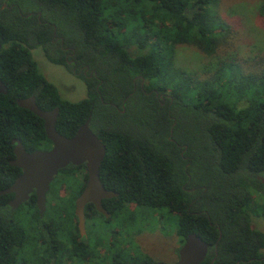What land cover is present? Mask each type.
<instances>
[{
	"label": "trees",
	"instance_id": "16d2710c",
	"mask_svg": "<svg viewBox=\"0 0 264 264\" xmlns=\"http://www.w3.org/2000/svg\"><path fill=\"white\" fill-rule=\"evenodd\" d=\"M215 1L0 0V78L6 86L0 92V188L20 171L8 161L14 156L12 138L27 150L50 145L41 117L15 102L34 93L38 108L57 107L58 132L72 135L89 114V127L100 139L107 137L99 177L118 191L109 203L103 201L111 216L127 209L124 196L134 197L133 220L149 210L161 211L159 217L173 215L181 241L194 232L212 244L220 233L218 260L264 264V232L250 223L252 216H264L256 200L264 201V182L256 176L264 177V64L245 70L230 56L199 74L174 62L178 43L206 54L224 46L229 26L214 9ZM258 8L264 14V0ZM54 26L74 50L75 61L99 77L80 74L87 87L81 99L63 98L32 56L31 48L41 45L50 60L71 68L59 41L51 39ZM157 92L171 96L163 100ZM124 97L121 113L110 102L119 105ZM132 107L134 147L145 149L149 160L135 153L133 158V137L114 127L116 117L130 114ZM80 167L85 179L84 164L57 171V184L50 187L56 205L42 217L34 192L16 209L6 201L12 193H0V264H64L51 238L55 233L74 244L67 264L97 263L95 240L79 246L73 238L74 193L68 189L81 182ZM89 206L91 213L88 205L84 210L89 217L101 216Z\"/></svg>",
	"mask_w": 264,
	"mask_h": 264
},
{
	"label": "rangeland",
	"instance_id": "374dc122",
	"mask_svg": "<svg viewBox=\"0 0 264 264\" xmlns=\"http://www.w3.org/2000/svg\"><path fill=\"white\" fill-rule=\"evenodd\" d=\"M259 0H216L214 9L227 23L229 28L225 31V43L213 54H206L197 46L189 43H178L175 47L174 62L176 65L183 66L189 70H195L199 74H204L206 69H212L220 58L234 57L245 70L261 68L264 64V14L258 8ZM32 56L36 61L38 70L51 82H53L63 98L77 100L87 95V87L84 79L74 73L71 68L62 63L48 59L44 49L38 45L31 48ZM84 168L80 167L76 171L79 179L82 178ZM63 192V187H60ZM68 191L65 192L67 194ZM46 208L43 213L52 209L56 205V199L51 193H46ZM256 200L260 208L264 210V201L259 197ZM161 211L149 210L144 215H138L133 220V227L140 232L137 237L154 247L160 242L162 233H168L171 244L174 243V216H158ZM118 221L111 219L108 222L101 220L96 215L88 226L94 229L108 230L111 226H116ZM251 225L264 232V216H252ZM98 229V230H99ZM158 256L168 257V261L175 259V254L163 255L158 252Z\"/></svg>",
	"mask_w": 264,
	"mask_h": 264
},
{
	"label": "water",
	"instance_id": "95a60500",
	"mask_svg": "<svg viewBox=\"0 0 264 264\" xmlns=\"http://www.w3.org/2000/svg\"><path fill=\"white\" fill-rule=\"evenodd\" d=\"M3 5L4 3H1L0 7ZM0 92H6L5 83L1 78ZM34 98L35 95L32 93L25 97L15 98V102L32 111L37 117H41L43 129L52 144L49 148L27 151L20 139L13 138L14 157L9 159V163L17 165L22 171L8 186L0 188V193L14 192L9 204L11 207H16L26 200L29 192L34 189L37 212L41 217L46 208V191L57 171L69 163L75 165L84 163L87 171L86 183L75 198L73 210L76 225L81 234L84 231L85 203L92 201L97 210L107 214L101 198L117 193V191L105 188L99 177V165L105 153V145L89 127V114L78 124L75 132L67 136L55 129L57 107L38 108ZM186 235L185 241L179 248V257L176 261L171 263L159 261L153 264H198L204 258L208 244L194 232H188Z\"/></svg>",
	"mask_w": 264,
	"mask_h": 264
},
{
	"label": "flooded vegetation",
	"instance_id": "af4514ba",
	"mask_svg": "<svg viewBox=\"0 0 264 264\" xmlns=\"http://www.w3.org/2000/svg\"><path fill=\"white\" fill-rule=\"evenodd\" d=\"M55 30H56V28L54 26L51 39L54 43H57L59 41L60 47L65 51L64 52L65 60L69 65H71L70 66L71 70L78 75L86 74L87 76H91L94 74L97 78H99L94 69L89 68V66L86 64L79 65L75 61V59L72 57L74 50L72 49L71 46L63 44V37L59 34H56ZM49 52L51 54L55 55L54 46H50ZM136 85H137L136 82H134V80H133L132 91H134V88L136 87ZM138 85L141 88H143L144 80H141ZM97 87H98V83L96 84V88ZM157 94L163 100H165L166 96H171L169 93H165V92H157ZM100 98L102 99L101 95H100ZM125 99H126V97H124L122 100H120L119 105H117L114 102H110V104L113 105V107L115 109L119 110L122 113L125 109V107H124V100ZM132 102H133V100H132ZM116 118L118 119V121L114 127H118L121 130H124V132L131 134V136L133 137L131 139V143H133V148H132L133 158H134V153H135V158L138 159L140 156H142V157H146L149 160L151 156L150 155L146 156L147 154L145 153V151H143L145 149L134 147L133 107L130 109V114L118 115ZM102 128L106 129V127H102ZM171 131L172 130L170 129V132ZM103 139L107 140V137L105 136ZM171 139H173V138L171 137ZM100 140L104 143V140H102V139H100ZM48 143H50V145L48 147L36 148V149H31V150H27L26 148L25 149L27 151H32V150H37V149L49 148L51 146L52 142H48ZM104 145H105V143H104ZM183 151H184V148H182L180 150V154L183 158H186L187 156L183 154ZM138 152H141L142 155H140ZM13 157H11V158H13ZM133 163H134V161H133ZM81 164H84V163H81ZM186 164H187V162H185L184 165H186ZM85 170H86V166H85ZM21 171H22V169L20 168V171L15 175L14 179L16 178V176ZM108 173L109 172L107 170L103 171L104 178L108 175ZM55 175H54V177H55ZM133 175H134V169H133ZM256 176H257V178H260L261 181L264 182V177L259 176V175H256ZM54 177L50 181L49 188L46 191V193L49 192L52 194V188L50 190V187L55 186L57 184V180ZM86 178H87V175H86ZM86 178L85 179L82 178L80 183H74L73 187H70L68 189L69 194L74 193V196H73L74 203H75L76 196L81 192L82 188L84 187V185L86 183ZM101 182L105 188H107L109 190L117 191L116 189H114L112 187H108L107 183L105 181H101ZM133 185H134V183H133ZM133 189H134V186H133ZM32 192H34V194H35L34 189L32 191H30L29 194ZM8 193H12L6 200L7 203L9 204V200L14 196V192H8ZM117 194H118V191L116 194H113L110 196H103L101 198L102 205H103V201L109 203L110 202L109 200H111V198L113 196H116ZM28 197H29V195H28ZM123 198H124V200L128 201L127 202L128 204L126 205L127 209L125 211H118L115 215L111 216L109 210H107L104 205H103V207L106 209L107 214H104L103 212L98 210V212L101 213V216L100 215L99 216H100L102 221L108 222L111 219H115L116 221H118V224L116 226H111V227H109L108 230H103V229L100 230L99 228H98L99 229L98 230V229H94L92 225L88 226V224L90 223V220H92V217H89L87 215L88 213H86L84 210H85L86 205H88V207H89L88 209H90V210H87V211H89V213H91L92 209H91V206H89V204L92 203V205L94 207H95V205L92 201H88L85 203L84 210H83V213H84V231H83V233L80 234L79 230L77 228V225H76V229H75L76 233L73 232V236H74L73 238L76 241H78V245L80 246L81 241H83L84 243H87V244L88 243L91 244V239L95 240V243H93V245L95 244L96 248L98 249V254L96 257H94V260L97 261L96 264H121V262H123L125 264H153V263H156L159 261L165 262V263H171V262L176 261L179 257V248L183 244V242L185 241L186 237L183 239V241H181V237L178 236L174 230L173 236H175V239H174L173 244H171L169 242V240H166V238L169 237V232L168 233H162L161 238H162L163 242H160L158 245H155L154 247L149 246L150 244H144V242L141 241L137 237V234L140 231L139 230L137 231L138 228L133 227L134 197H132L131 199H128L127 196L126 197L124 196ZM26 200L21 202L18 206L12 207V208L16 209L22 203H24ZM35 200H36V195H35ZM46 200H48L47 197H46ZM45 204H46V202H45ZM9 206H10V204H9ZM72 213H73V210H72ZM71 219H72V217H71ZM72 220L75 221V223H76V217H75V219H72ZM250 223H251V220H250ZM88 232H90V233L88 234ZM219 236H220V233L216 237V240L219 238ZM51 238L55 240L59 250H61L62 260H63L64 264L71 263L72 261L68 257V253L70 252L69 248H74V244L71 243L70 241H68L67 236H65L63 234L55 233L54 235L51 236ZM216 240L212 244L207 242L208 245H207V250L205 252L204 258L199 263L205 262V260H208V262L211 264H238L240 262L239 258H235L234 260L229 259L230 261H228V262L217 259L218 258V248H217V241ZM158 252H161L163 255L175 254V259L173 261H168L167 255L166 256H158V255H156ZM58 255H59V253H58ZM116 258H118V260ZM119 259H121V261ZM51 260L53 262L55 260V258L52 257Z\"/></svg>",
	"mask_w": 264,
	"mask_h": 264
}]
</instances>
